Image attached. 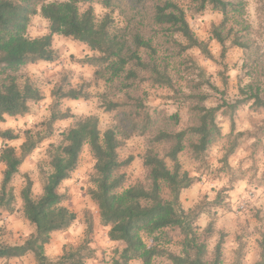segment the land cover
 Returning <instances> with one entry per match:
<instances>
[{
  "label": "trees",
  "instance_id": "obj_1",
  "mask_svg": "<svg viewBox=\"0 0 264 264\" xmlns=\"http://www.w3.org/2000/svg\"><path fill=\"white\" fill-rule=\"evenodd\" d=\"M98 1L104 8L124 10L125 26H115L110 14L98 18L93 6ZM190 7L194 16L210 10L222 17L211 30V40L221 48L219 77L223 91L206 78L205 71L195 62H189L187 52L192 49H198L208 60L215 59L209 44L192 30L186 11L177 0H0V122L8 117H24L31 103L44 100L30 79L20 81L18 72L39 62H53L58 56L53 49L55 35L72 38L96 52L99 56L82 63L93 66L95 76L107 86H119L126 97L124 102H105L107 112L118 113L115 123L105 132L100 129L98 117H81L62 133L60 145L49 148V170L40 172L41 196H34L33 181L25 177L20 193L22 210L34 232L22 245H0V260L21 259L31 254L37 264H87L94 258L89 237L77 248L64 249L56 259L45 252L52 236L68 231L77 220L76 213L65 205L69 196L61 194L60 188L78 169L88 146L95 161L93 187L88 194L98 208L100 223L109 228V241L122 247L117 248L118 255L112 264L134 261L155 264L158 260L166 264H223L226 236H221L212 259L207 257L206 246L198 237L196 223L209 208L203 205L182 208V194L195 179L184 169L181 157L187 154L200 165L206 163L208 151L222 138L218 123L221 112L232 116L243 107L255 112L264 110V66L253 26L245 19L246 0H191ZM262 7L264 12V4ZM38 15L49 22L50 33L33 39L27 34L28 27ZM230 48L245 52L243 68L250 82L240 87L235 103L221 98L217 106L208 107L210 96L204 89L224 95L229 86L225 59ZM194 73L199 80L188 79ZM144 84L172 91L178 107L188 109V123L181 127L180 112L169 117L152 112L141 95ZM53 97L50 128L73 117L68 110L61 112V101H87L91 95L83 89L66 90L58 86ZM234 130L233 125L231 135ZM135 135L147 140L142 156L145 178L131 182L126 170L135 158H122L121 151ZM245 136L240 133L232 139L223 158L226 168ZM252 136L256 139L264 136V128ZM0 138L6 142L19 139L12 130L0 133ZM45 139L41 134L34 136L27 132L19 149L7 145L1 151L0 163L5 169L0 186V211L14 212L13 180ZM222 201L220 193L212 206L222 207ZM93 228V219L88 216V235ZM176 230L184 237L180 254L170 252L163 245L171 241L168 238ZM212 231L214 221L205 232ZM146 238L152 241L151 245ZM259 247L260 259L256 264H264V230ZM240 262L239 257L237 264Z\"/></svg>",
  "mask_w": 264,
  "mask_h": 264
},
{
  "label": "rangeland",
  "instance_id": "obj_2",
  "mask_svg": "<svg viewBox=\"0 0 264 264\" xmlns=\"http://www.w3.org/2000/svg\"><path fill=\"white\" fill-rule=\"evenodd\" d=\"M186 11L187 20L199 39L209 44L214 60L206 59L198 49L187 52L189 62H195L206 73V78L223 91L224 87L219 77L221 71V48L218 43L211 40V30L221 22V15L208 10L203 15L194 16L191 12V0H177ZM248 17H255V21L249 19L254 29V39L262 55L264 66V25L260 24V13L263 12L261 0H246ZM98 18L106 14L115 20V26H125L124 10L119 7L115 9L104 8L101 2L93 4ZM122 8L125 5L116 3ZM260 8H262L260 10ZM50 33L49 22L40 15L31 19L28 27L30 38H39ZM53 49L58 55L53 62H39L22 68L18 72L20 81L26 78L40 89L44 100L39 103H31L30 111L24 117L6 118L0 122V133L12 130L19 139L11 142L0 138V153L5 146H13L19 149L25 141V134H41L46 139L25 161L20 173L14 178L12 186L16 195V204L13 213L0 211V245H22L34 232L33 227L26 220L22 210L20 193L25 186V177L29 176L33 181V192L35 197L43 193L40 172L42 169L49 170L48 150L51 146L62 143V133L74 126L81 117L96 116L100 121V129L105 132L116 121L117 112H107L105 102H124L125 92L119 86L109 87L104 80L95 76L96 69L82 60L99 56L90 48L72 38L55 35L53 38ZM245 52L239 48H230L226 55L225 63L228 66L227 76L229 86L225 94L221 95L210 90L204 92L210 96L206 105L214 107L219 104L221 98L229 103H235L239 98V89L250 82L245 69ZM187 74V73H186ZM186 77L188 75H185ZM199 80L197 73L188 79ZM245 81H248L245 84ZM58 86L64 89H83L91 95L89 100H63L60 104L62 113L67 110L73 115L66 121L56 122L52 128L49 127L53 113L55 98L53 93ZM174 93L168 89L153 87L149 84L142 86L141 95L144 104L150 110L156 111L162 117H169L180 112L182 126L189 121V112L186 107L179 108ZM218 123L221 127L222 138L219 139L208 151L206 163L200 165L194 162L187 154L181 157L184 169L195 179L193 185L186 190L181 197L182 208L193 209L203 205L207 211L197 221L198 237L205 244L207 257L213 258L215 247L224 234L225 243L223 247V264H256L260 259L259 240L264 230V136L254 138L252 135L264 128V110L255 112L249 107L239 109L230 116L228 113L219 114ZM235 126L232 133V126ZM227 126V133L224 127ZM240 133L246 134L239 142V149L229 159L228 167L223 164L232 139ZM251 141V143H249ZM147 148V140L144 136L135 135L121 151L122 158L133 156L135 161L126 170L131 182L143 180L145 171L142 156ZM232 161L235 162L233 166ZM95 161L88 146L80 158L78 169L61 188V194L69 196L65 205L77 215L74 225L66 232L55 233L50 244L45 246L46 255L51 259L60 256L64 249L77 248L89 237L91 247L95 250L94 258L87 264H112L117 257L115 243L109 241V228L100 223L98 208L90 198L88 191L93 187L91 181L94 176ZM5 166L0 163V186L3 179ZM222 194L221 206H212L219 194ZM91 216L94 228L91 235L87 234V218ZM214 221V231L206 233L209 223ZM27 234V235H25ZM171 241L164 247L172 253L180 254L183 249L184 237L181 231L171 233ZM148 245L152 244L150 239H145ZM242 246V248H241ZM241 252V253H240ZM240 253V255H239ZM258 257V258H257ZM251 258V260H250ZM0 264H37L33 255L21 259H2ZM130 264H142L131 262ZM155 264H166L158 260Z\"/></svg>",
  "mask_w": 264,
  "mask_h": 264
},
{
  "label": "clouds",
  "instance_id": "obj_3",
  "mask_svg": "<svg viewBox=\"0 0 264 264\" xmlns=\"http://www.w3.org/2000/svg\"><path fill=\"white\" fill-rule=\"evenodd\" d=\"M261 3L264 4V0H261ZM259 15H260V17H261L259 23L262 24V25H264V12H261ZM245 19H251L252 21H255V17H248V16H246ZM247 82H248V81H245V84H246ZM227 131H228V128H227V126H225V127H224V132L227 133ZM249 143H251V141H249ZM232 163H233V166H235V162L232 161ZM25 235H27V234H25ZM257 258H258V257H257ZM250 260H251V258H250Z\"/></svg>",
  "mask_w": 264,
  "mask_h": 264
},
{
  "label": "crops",
  "instance_id": "obj_4",
  "mask_svg": "<svg viewBox=\"0 0 264 264\" xmlns=\"http://www.w3.org/2000/svg\"><path fill=\"white\" fill-rule=\"evenodd\" d=\"M66 182H67V181H66ZM64 183H65V182H64ZM64 183H63V184H64Z\"/></svg>",
  "mask_w": 264,
  "mask_h": 264
}]
</instances>
